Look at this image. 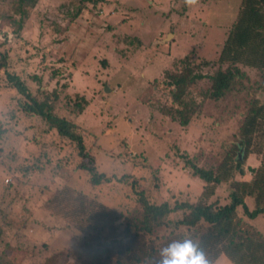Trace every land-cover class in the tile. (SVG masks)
<instances>
[{
	"label": "trees",
	"instance_id": "16d2710c",
	"mask_svg": "<svg viewBox=\"0 0 264 264\" xmlns=\"http://www.w3.org/2000/svg\"><path fill=\"white\" fill-rule=\"evenodd\" d=\"M40 1L0 0V19L17 20L19 26L15 43L0 29V61L3 62L0 68L9 81L6 86L16 88L20 97L19 109H5L0 116V160L3 159L0 161V213L12 206V200L8 202L6 198L13 191L14 196L33 195L34 199V193L39 191L35 176L45 167H51L54 176L63 182H58L53 194L37 204L47 213L44 224L59 220L62 227L73 228L83 235L66 253L62 251L56 260L44 264H67L70 260L74 264H158L160 250L172 241L183 239H192L210 264H215L222 255L233 264H264V232L251 222L264 216V0H240L226 38L216 49L215 59L203 58L198 62L199 57L193 49L180 59L179 69H165L162 77L167 89L164 95L160 88V94L154 93L147 98L154 92L152 82L160 81V76L150 81L148 87L153 90L137 97H143L142 101L161 116L159 124L162 119L163 124L169 121L185 129L198 119L205 96L218 100L228 94L235 83H244L248 79L245 67L261 73V79L256 81L259 93L250 101L240 125L237 128L231 125L230 139L217 144L219 146L211 152L210 165L198 162L206 148H196L192 153L177 149L178 157L184 160L181 173L188 167V176L202 181L201 191L171 192L167 186L166 199L159 176L161 160L154 168L156 159L149 162L148 154H130L127 151L129 140L124 137L119 141L123 147L121 155L132 164V169L122 175L100 171L95 164V154H90L94 147L100 146L97 136L77 121L89 100L78 95L72 99V95L66 94L65 100L56 106L48 100V92L43 89V76L29 66L12 69L18 58L9 56L8 45L25 48L30 58L42 51L41 47L28 48L24 43L30 42L26 28L33 16L38 29L45 26L51 34L70 37L85 1L98 2L61 0L51 11H41ZM77 2L81 5L74 7L72 13H65L67 22L59 23L62 7ZM160 37L164 39L165 34ZM54 39L52 43L61 44L64 38ZM128 53L129 50L123 58H127ZM102 57V66L110 65L119 73L107 54ZM85 59L88 58L84 57L80 64L87 65L89 62ZM58 62L68 64L71 73L77 64L72 60L69 64V57L65 56ZM206 67H210L207 73L204 72ZM52 74L54 77L62 75L60 68H53ZM31 78L36 79L38 92L32 91ZM204 78L211 80V86L203 93V100L198 101L191 85ZM106 84H109L107 80ZM65 87H68L67 82L62 89ZM58 92L54 95L59 98ZM62 108L65 112L61 114ZM20 138L33 150H40V154L33 150L27 156L21 151L22 154L16 146ZM253 158L256 164L250 162ZM84 176H88L87 179ZM223 185L228 187L227 191H221ZM109 196L117 199L114 204L107 201ZM138 207L143 216L141 223L137 222L140 215L134 212ZM32 212L25 206L24 220H10L11 215L5 212L4 226H0V264H15L14 259L21 251L16 241L26 222L32 220ZM245 217L250 218V222ZM162 227L170 230L168 237L160 240L158 236L152 237ZM158 241H162L161 245Z\"/></svg>",
	"mask_w": 264,
	"mask_h": 264
},
{
	"label": "rangeland",
	"instance_id": "374dc122",
	"mask_svg": "<svg viewBox=\"0 0 264 264\" xmlns=\"http://www.w3.org/2000/svg\"><path fill=\"white\" fill-rule=\"evenodd\" d=\"M60 1L41 0L39 9L51 11L53 6L61 4ZM239 3L240 0H196L193 4L187 3V0H98L97 3L85 1L82 5V14L75 21L70 37L51 34L47 32L45 26L42 27H45L44 29H38L36 17L33 16L26 28V36L30 42L24 43L28 48L34 45L41 47L42 51L38 56L30 58L23 47L8 45L7 50L9 56L18 58L16 67L12 69L19 70L29 66L36 74L43 76V89L48 92V100L52 104L56 103L58 106V102L65 100L66 94L72 95V99L78 95L89 100L77 121L92 135L97 136L100 146L94 147L90 154H95V164L100 171L108 175L116 173L122 175L132 169V164L121 155L123 147L119 145L120 139L126 137L129 140L127 151L130 154L139 152L148 154L149 162L156 159L154 168L161 160L159 176L164 199L168 197V194H165L167 186L172 189L171 192L184 189L199 193L202 181L198 177H189L188 167L183 169L184 174L181 173L184 160L178 157L177 149L192 153L196 148L200 150L206 148L198 162L204 166L210 165L211 152L219 146L217 144L230 139L231 125L236 128L240 125L241 117L248 110L250 101L259 93L256 81L261 79V73L255 68H242L248 75L245 78L249 81L246 79L244 83H235L231 91L221 99L205 96L199 114L202 118L198 115V119L185 129L169 121L163 124L162 119L159 124L156 117L159 120L161 116L145 108L142 99L137 97L141 93L153 90L148 87L150 81L160 76L158 79L160 81L152 82L154 92L151 94H160L162 91L164 95L167 89L162 77L165 69H179L180 59L193 49L199 57L198 62L203 58L215 59L216 49L226 38L228 26L235 18ZM72 4L62 7L64 14L61 13L59 23L65 24L67 22L65 13L67 11L72 13L74 7L80 6L81 2ZM18 28L17 20L8 22L0 19V29L6 32L9 41L17 39ZM161 34H165L164 39H160ZM54 38H64L63 43H52ZM94 43L96 44L92 46ZM108 43L109 47L106 48ZM127 50H129L127 58H123ZM105 54L119 73L110 65L102 66L101 62L104 60L102 56ZM64 56L69 57V64L71 60L77 63L72 73L68 64L61 65L58 62V59ZM84 57L88 58L85 59L89 62L87 65L80 64ZM2 64L0 61V67ZM53 68H60L62 75L54 77ZM208 71L210 67L204 69L205 73ZM2 73L3 70L0 68V76ZM106 80L109 84H106ZM65 82L68 83V87L62 89ZM8 83L6 75H2L0 116L5 109H19V93L16 88L6 86ZM30 85L34 93L38 92L35 78H31ZM210 86L211 80L206 78L193 83L191 90L193 94H197L196 100L202 101L203 93L207 92ZM160 88L163 90L159 91ZM57 90L59 98L54 95ZM20 105L22 107L23 102ZM64 112L65 109H60L61 114ZM6 118L9 119V115ZM167 130L169 132H166ZM16 146L26 156L33 150V147L21 138ZM33 153L40 154V150L35 148ZM250 162L256 164L257 160L253 158ZM46 168L35 176L39 188V191L34 193L35 200L32 198L33 195L14 196V191L6 196V201L12 200V206L5 211L11 215L8 219H26L25 206L34 212L33 215V212L31 213L32 220L27 221L20 230V239L16 242L20 245L17 248L21 251L14 259L15 264H44L56 260L59 253L64 250L66 253L70 245L83 235L73 228L62 227L59 220L53 219L48 225L44 224L47 213L37 204L53 194L58 182H63V179L54 176L51 167ZM175 172L180 174H174ZM86 188L91 190L87 185ZM227 190L226 185L221 187V191ZM36 196L41 199L38 200ZM106 199L110 204L117 200L112 196ZM5 212L0 213V226H4ZM134 212L140 215L137 222L141 223L143 216L140 208H136ZM245 218L250 222V218ZM251 222L264 232V216L257 217ZM168 232L170 230L162 227L157 229L152 237L158 236L160 240L164 236L165 239ZM161 242L158 241V244L161 245ZM67 264L74 262L70 260ZM215 264L233 263L222 255Z\"/></svg>",
	"mask_w": 264,
	"mask_h": 264
},
{
	"label": "clouds",
	"instance_id": "9594fccd",
	"mask_svg": "<svg viewBox=\"0 0 264 264\" xmlns=\"http://www.w3.org/2000/svg\"><path fill=\"white\" fill-rule=\"evenodd\" d=\"M196 0H187V3L193 4ZM108 89V88H106ZM109 90V89H108ZM107 90V91H108ZM147 94L141 93L139 96ZM154 96L150 93L147 98ZM140 99H144L143 97ZM154 98L150 99L153 100ZM149 100V101H150ZM143 106L150 111L156 113L152 110L145 101ZM131 117V116H130ZM132 118V117H131ZM156 120L158 121L157 117ZM124 138V137H123ZM159 264H210L209 260L206 258L205 253L201 250L192 239L175 240L168 244L166 247L160 250V260Z\"/></svg>",
	"mask_w": 264,
	"mask_h": 264
}]
</instances>
